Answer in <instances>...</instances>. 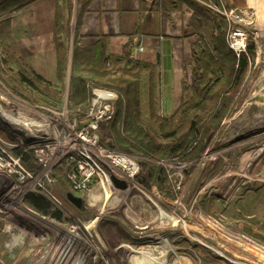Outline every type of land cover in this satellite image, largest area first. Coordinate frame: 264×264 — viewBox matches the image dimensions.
Listing matches in <instances>:
<instances>
[{
    "label": "rangeland",
    "instance_id": "374dc122",
    "mask_svg": "<svg viewBox=\"0 0 264 264\" xmlns=\"http://www.w3.org/2000/svg\"><path fill=\"white\" fill-rule=\"evenodd\" d=\"M7 1L0 0V6ZM56 1L35 0L23 7L20 15L1 9L0 21L10 18L12 24L14 17L20 18L25 29L43 25L49 21L46 17ZM193 1L207 6L202 0ZM71 2L76 5L77 0ZM227 2L233 10L227 17L222 14L231 24L228 30L230 26L239 28L245 35L244 42L238 43H252L255 50L228 116L219 131L205 139V144L211 142L209 148L194 159L154 161L165 170V181L152 182L149 189L138 184L125 191L105 192L93 180L89 192H72L82 199L79 209L66 198L70 193L66 173L73 162L71 157L76 158L71 154L78 148L86 150L75 139L89 123V108L77 109L69 104L70 59L59 108L34 103L27 92L25 100L13 94L7 77L17 71V64L5 65L1 60L0 156H6L0 165V264H47L65 249L66 264H137V251L148 252L156 262L146 264H264V76H259L264 67V28L248 0H244L245 8L236 7L235 0ZM209 6L218 13V8ZM71 28L73 33L74 21ZM73 38L71 34V43ZM227 39L229 44L234 43L229 35ZM192 62L189 69L193 75L196 58ZM188 80L182 102L191 96ZM54 87L60 88L58 80ZM87 89L89 103L92 90H107L90 82ZM251 93L237 113L235 100ZM158 110L165 116L159 102ZM44 148L49 151L38 163L35 155ZM132 155L137 163L143 160ZM15 161L26 173L13 168ZM41 174L54 180V193L73 216L62 213L58 221L26 205V195L37 193L34 186ZM155 194L159 195L158 206L177 223L161 218L159 207L150 200ZM88 223L93 226L86 228Z\"/></svg>",
    "mask_w": 264,
    "mask_h": 264
},
{
    "label": "trees",
    "instance_id": "16d2710c",
    "mask_svg": "<svg viewBox=\"0 0 264 264\" xmlns=\"http://www.w3.org/2000/svg\"><path fill=\"white\" fill-rule=\"evenodd\" d=\"M33 1L8 0L0 6V10L19 11ZM91 1L77 0L68 101L73 108L88 109L89 82L94 87L118 94L115 117L111 122L99 125V134L106 147L143 158L138 162L140 174L136 181L149 189L152 182L165 181V170L154 161L194 159L201 157L209 148L211 142L205 144V139L209 135L212 138L228 116L232 99L238 94L247 74L255 46L248 44L246 51L239 55L230 48L227 35L231 31V26L228 30L231 24L222 14H215L209 6L210 3L218 10L230 11L227 0H202L207 5L204 7L193 0H173L174 10L184 5L192 11V22L200 34V53L189 88L191 96L171 116H161L158 110L159 75L156 66L132 60L127 53L120 57L109 55L101 41L79 47L81 16ZM235 4L236 7L245 8L244 0H235ZM73 9L71 0L55 2L52 40L57 59V80L60 83L58 89L35 73L20 57L13 41L10 18L0 21V62L2 60L5 65L9 62L17 64V71L7 77L8 82L12 83L11 87L7 84L13 94L25 100L28 99L25 95L27 92L34 103L51 108L62 106ZM25 203L43 216L58 221L63 218L62 213L38 193H28Z\"/></svg>",
    "mask_w": 264,
    "mask_h": 264
},
{
    "label": "crops",
    "instance_id": "0c3cea01",
    "mask_svg": "<svg viewBox=\"0 0 264 264\" xmlns=\"http://www.w3.org/2000/svg\"><path fill=\"white\" fill-rule=\"evenodd\" d=\"M54 6L46 17L49 21L43 25L25 29L24 20L15 17L12 20V37L20 57L53 86L57 81V59L52 40ZM73 8L72 35L75 32L71 31L73 21L76 28L77 2ZM173 8V0H92L82 13L78 29L81 48L101 41L109 55L120 57L127 53L132 60L156 66L158 102L167 117L182 103V92L184 86L187 87L185 82L187 79L189 83L192 81L190 65L200 53L192 11L184 5L176 10ZM72 46L70 42V61Z\"/></svg>",
    "mask_w": 264,
    "mask_h": 264
},
{
    "label": "built area",
    "instance_id": "2783aa9c",
    "mask_svg": "<svg viewBox=\"0 0 264 264\" xmlns=\"http://www.w3.org/2000/svg\"><path fill=\"white\" fill-rule=\"evenodd\" d=\"M222 11L218 10V13L227 17L233 10L226 11L223 9ZM244 35L245 33L243 31L241 32L239 28H233L229 33V39L234 40V43L229 44V46L237 55L246 51L247 44L241 46V43H238L239 40L244 42ZM117 100L118 94L114 91L101 89L92 90V98L90 100L88 113L86 114L89 123L75 139L76 144L85 146L86 150L82 152L78 148L74 151V154H71V156L75 155L76 158L71 157L73 162L66 173L69 187L74 193L89 192V186L93 180H96L101 186L106 185L113 190L122 191L114 188L110 180L111 176L125 181L127 189L131 188V186H138L136 178L140 174V169L138 163L134 159L135 157L130 154L107 149L99 134V125L103 122H111L114 119L116 113L115 103ZM47 151H49V149L44 148V150L39 151V154L35 155L38 159V163L43 162L42 160H44L43 158ZM51 153L53 154V152ZM5 156L6 154L0 156L1 166L3 165ZM45 161L48 163V160ZM43 165L45 167L47 166L46 164ZM13 168L16 170L18 168L21 173H26L25 169L18 161H15ZM53 183L54 180L50 178L48 174H41V178L35 183L34 188L39 195L48 200L61 213L73 216L68 206L54 193L52 188Z\"/></svg>",
    "mask_w": 264,
    "mask_h": 264
},
{
    "label": "bare ground",
    "instance_id": "6f19581e",
    "mask_svg": "<svg viewBox=\"0 0 264 264\" xmlns=\"http://www.w3.org/2000/svg\"><path fill=\"white\" fill-rule=\"evenodd\" d=\"M248 3H249V6L251 7V9L255 10V12L257 14L258 21L261 23V25L264 28V0H248ZM259 76H264V67H262ZM263 89H264V87H263ZM251 95H253V93H251V94H243L242 96L238 97L235 100L234 105H235V109H236L237 113L240 112L243 109V107L248 103ZM102 188H104L105 192H106V190H111V188L106 186V185H102ZM150 200L155 205L158 206L159 195L155 194V195L150 196ZM158 212H159V214H160L162 219L173 221L174 223L178 222L173 217L167 215L160 207L158 209ZM92 226H93V223H88V224L85 225L86 228H90ZM137 253L139 254V257L136 259V263L137 264H146V262H150V263L151 262H155V261H153V259L151 258V256L149 255L148 252H143V251L139 252V251H137ZM67 259H68V251L65 249V250H62L60 252L58 258L56 260H54L53 262H51V263L52 264H66L67 263ZM51 263L47 262V264H51ZM74 264H78V263H74ZM157 264H159V263H157ZM181 264H183V263L181 262Z\"/></svg>",
    "mask_w": 264,
    "mask_h": 264
},
{
    "label": "water",
    "instance_id": "95a60500",
    "mask_svg": "<svg viewBox=\"0 0 264 264\" xmlns=\"http://www.w3.org/2000/svg\"><path fill=\"white\" fill-rule=\"evenodd\" d=\"M110 180L114 186V188L118 189V190H126L127 189V184L125 181L123 180H119L114 176L110 177ZM66 198L68 200V202L70 204H72L73 206H75L76 208H81L82 206V199H80L79 197L74 196L71 192L66 194Z\"/></svg>",
    "mask_w": 264,
    "mask_h": 264
}]
</instances>
